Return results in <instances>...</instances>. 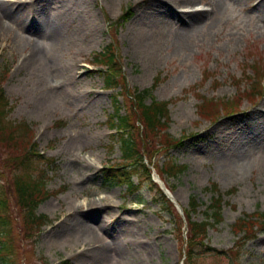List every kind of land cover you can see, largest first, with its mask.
I'll return each mask as SVG.
<instances>
[{"label":"rangeland","instance_id":"obj_1","mask_svg":"<svg viewBox=\"0 0 264 264\" xmlns=\"http://www.w3.org/2000/svg\"><path fill=\"white\" fill-rule=\"evenodd\" d=\"M2 1L17 3L21 10V18H3L0 33L9 119L31 125L30 142L53 160L52 166H42L54 194L40 204L37 211L47 223L31 238L10 198V230L0 234V248L5 242L13 250L8 255L0 251V264H186L190 249L199 254L195 264H264V230L256 225L239 231L234 223L255 213L264 221V95L249 101V90L244 92L250 81L264 89V0ZM186 10L191 11L183 14ZM54 17L61 32L58 40L49 41L36 24ZM150 25L154 30L148 33ZM14 39L21 43L13 48ZM108 45L122 57L123 89H150L157 100L170 102V128L162 132L170 138L161 142L173 143L167 149L161 144L165 152L151 164L146 157L151 178L162 175L185 209L195 197L201 204L192 214L197 221L206 219L207 206L221 192L219 222L209 227L203 244L188 246L189 237L181 230L188 228L186 219L181 223L179 209L158 198L148 177L133 176L139 184L133 194L125 183L105 179L103 167L122 158L111 134L117 130L108 120L114 113L113 94L123 93L122 112L131 104L122 87L105 88L103 67L92 62ZM235 95L237 113H201L205 101L235 102ZM151 142L158 152L159 142ZM1 143L3 188L11 184L14 163L7 167L9 144ZM169 158L167 165H184L185 170L162 173L159 168ZM84 160L90 167L82 166ZM84 221L94 235L111 243L105 257L81 239L78 224Z\"/></svg>","mask_w":264,"mask_h":264},{"label":"trees","instance_id":"obj_2","mask_svg":"<svg viewBox=\"0 0 264 264\" xmlns=\"http://www.w3.org/2000/svg\"><path fill=\"white\" fill-rule=\"evenodd\" d=\"M125 18H128L127 16ZM95 62L102 66L103 78L107 88L117 89L122 87L121 80L124 82L126 78L123 77L124 70L122 66V57L118 54L117 49L108 45L101 52L95 54ZM7 76V69L0 68V143H8L9 146L6 148V156L4 161L7 163V167L14 163L11 170L14 172L12 176L11 184L4 185L5 189L0 188V232L8 233L10 230V220L8 217V209L10 206V198L13 197L15 202L18 204L23 220L26 223V229L30 235L29 238L33 237V231H38L42 225L46 222L47 218L44 214H38L39 205L48 199L52 194L47 189L48 176L47 168L53 165V160L45 157L44 154L38 152L37 145L31 143V135L29 134V125L26 123L15 124L9 119V112L11 105L9 100L4 93L2 84ZM125 84V83H124ZM126 88V90H125ZM123 87L125 94L130 95L131 104L125 106V112H122L123 106L119 105V97L123 93L118 91L113 94V108L114 114L110 117V126L117 129V133L113 134L115 143H117L121 149L122 161L116 164H109L103 168L104 176L107 182L116 184L125 183L128 187V192L133 194L139 189V184L134 183L133 176H140L143 181V176L150 180V184L155 186L153 179L151 178V166L153 158L161 149V144L165 149L170 147L173 141L169 143L161 142L166 137L170 138L167 132L169 123L171 121L170 113L168 110V102L152 100L150 103L147 102V98L150 96V90H144L142 92L129 91L127 86ZM236 103L235 105H237ZM234 104L205 102L201 106L202 114L205 115H218L221 110L226 113H232L236 111ZM137 123L139 125H137ZM28 138V140H26ZM151 140H157L160 144V150H155V145ZM2 144V143H1ZM31 144V145H30ZM4 145V144H2ZM29 145V148H28ZM5 146V145H4ZM28 148V149H27ZM22 151L20 153V151ZM13 152H17V156ZM165 152V151H163ZM146 157L149 160V164L146 162ZM3 158V157H2ZM171 159L159 168V170L168 175H177L179 172L185 170L184 165H175L170 163ZM45 165V167L42 166ZM141 184V183H140ZM214 190H217V185H213ZM14 194V195H13ZM221 192L213 202L208 205L206 212V219L203 221H197L193 218V213L198 210L201 205L195 197L191 199L190 209L185 211L188 221V246L203 244L207 238V232L210 226L215 225L219 222L222 210L223 199L220 196ZM165 203L169 204V201L161 195ZM167 204V205H168ZM257 213L254 215H248L246 218H240L235 227L239 231H246V228L253 229L256 225L261 230H264V222L254 219ZM181 223H184L180 219ZM258 222V223H257ZM257 223V224H256ZM182 227V226H181ZM235 229V230H236ZM248 233V232H247ZM253 234V233H252ZM248 234V236H252ZM13 245L3 242L0 251L5 252L6 255L11 254ZM211 251H217L216 249L209 248ZM190 251V252H189ZM188 252L186 264H195L194 262L199 259V254L194 253L192 249ZM214 253V252H213ZM221 254V252H217ZM215 254V253H214ZM6 257H2L5 261ZM11 264V263H10Z\"/></svg>","mask_w":264,"mask_h":264},{"label":"bare ground","instance_id":"obj_3","mask_svg":"<svg viewBox=\"0 0 264 264\" xmlns=\"http://www.w3.org/2000/svg\"><path fill=\"white\" fill-rule=\"evenodd\" d=\"M184 12L185 13H183V14H187L189 11L186 10ZM199 13H196L195 15H192L191 23H194V22L197 21V19H195V18H197V14H199ZM4 17L10 18V19H12V18L13 19L21 18V10H19V8L17 6V3L4 2V1L0 2V33L2 31H5V26H4L3 21H2ZM59 24L60 23H57L56 20H55V17H54L50 21L49 20H44L41 24H40V22H38V24H36V25H37L38 28L41 27L42 29H44V33L41 32V34H42V36L44 38L49 39V41H55V40H58V38L60 36V32H61V27L59 26ZM22 25L26 29H28V27H29V25L26 26L24 21H22ZM151 30L152 31L154 30L153 25L149 26L148 33H150ZM20 43H21L20 40L14 39L13 40V48L15 46H18ZM56 68H58V67H56ZM59 71H60V69H56V73H58ZM61 71H62V69H61ZM263 111H264L263 108H261L260 112H262L263 115H260V114L259 115L262 116L263 120H264V112ZM70 142H72V141H70ZM84 161L86 162V164L84 163V164H82V166L86 167V168L90 167L89 164H91V162H89L87 160H84ZM69 226L70 225L63 226V227H65L67 232L69 230ZM78 228H79L80 233H82L81 239L82 240H88L92 246L96 247L93 250H94L95 254L98 253V257H102L103 258V257H105V255L108 254V252L110 250L111 243L108 242V241H105L103 238H100L97 235H94L93 228L89 226V222L88 221H84V223L83 222L79 223L78 224ZM120 251L122 252V255L124 256L125 255L124 254V250L120 249Z\"/></svg>","mask_w":264,"mask_h":264}]
</instances>
